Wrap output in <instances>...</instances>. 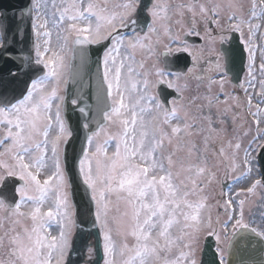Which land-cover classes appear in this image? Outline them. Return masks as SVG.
Here are the masks:
<instances>
[{
	"label": "snow or ice",
	"instance_id": "6c2138e0",
	"mask_svg": "<svg viewBox=\"0 0 264 264\" xmlns=\"http://www.w3.org/2000/svg\"><path fill=\"white\" fill-rule=\"evenodd\" d=\"M85 226L84 264L264 254V0L0 7V264Z\"/></svg>",
	"mask_w": 264,
	"mask_h": 264
},
{
	"label": "water",
	"instance_id": "95a60500",
	"mask_svg": "<svg viewBox=\"0 0 264 264\" xmlns=\"http://www.w3.org/2000/svg\"><path fill=\"white\" fill-rule=\"evenodd\" d=\"M26 2V0H0V7L2 8H7V9H12V8H17L20 5L24 4ZM73 123H75V117H73ZM89 231H94L93 229H91L89 226H85L83 231L79 230V236L80 239L84 238L86 232ZM214 241L209 239L207 245H205L206 249H207V254L205 255L204 259L209 260L211 259V255L213 252V248L210 247V245H213ZM247 252V253H246ZM245 255L247 257L248 260H251L250 262L252 264H259L261 259H264L263 254L257 249V250H251V251H246ZM250 258V259H249ZM257 259L256 263L252 260Z\"/></svg>",
	"mask_w": 264,
	"mask_h": 264
},
{
	"label": "rangeland",
	"instance_id": "374dc122",
	"mask_svg": "<svg viewBox=\"0 0 264 264\" xmlns=\"http://www.w3.org/2000/svg\"><path fill=\"white\" fill-rule=\"evenodd\" d=\"M213 216H215V210H213ZM75 239H76V237H75ZM90 244H91V247L96 248L95 240L93 238H91ZM85 245H86V243L85 244L82 243L81 248H78V250L80 252V257L76 256V258H78L79 261H80V259L83 261V262L80 261L79 264H84V262H85V257H86V246ZM89 264H103V261L99 260L97 258V253H96L93 260L91 262H89Z\"/></svg>",
	"mask_w": 264,
	"mask_h": 264
},
{
	"label": "bare ground",
	"instance_id": "6f19581e",
	"mask_svg": "<svg viewBox=\"0 0 264 264\" xmlns=\"http://www.w3.org/2000/svg\"><path fill=\"white\" fill-rule=\"evenodd\" d=\"M247 253V252H246ZM241 259H243V260H245V261H248V262H250L251 260H248L247 259V257H246V255H245V253H243L242 254V256H241ZM250 259V258H249ZM252 261H254L255 263H256V261H257V259L255 258L254 260H252ZM250 264H252L251 262H250Z\"/></svg>",
	"mask_w": 264,
	"mask_h": 264
},
{
	"label": "flooded vegetation",
	"instance_id": "af4514ba",
	"mask_svg": "<svg viewBox=\"0 0 264 264\" xmlns=\"http://www.w3.org/2000/svg\"><path fill=\"white\" fill-rule=\"evenodd\" d=\"M194 85H195V82H194Z\"/></svg>",
	"mask_w": 264,
	"mask_h": 264
}]
</instances>
